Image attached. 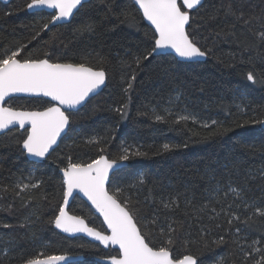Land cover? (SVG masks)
Returning a JSON list of instances; mask_svg holds the SVG:
<instances>
[{
	"label": "trees",
	"instance_id": "obj_1",
	"mask_svg": "<svg viewBox=\"0 0 264 264\" xmlns=\"http://www.w3.org/2000/svg\"><path fill=\"white\" fill-rule=\"evenodd\" d=\"M30 2L0 4V57L20 49L21 60L48 53L51 62H84L105 70L107 84L70 115L65 137L42 164L22 152L26 132L0 136V264H24L37 255L101 264L96 259L117 255L83 238L67 239L52 225L63 200L59 172L69 160L88 163L105 155L119 162L124 149L127 166L112 175L108 189L120 188L121 202L138 210L150 245L165 243L171 225L176 259L190 254L198 264L264 262V218L254 207L264 205V0H205L191 12L187 32L206 53L195 64L169 56L143 59L155 36L131 0H92L68 24L48 29L43 25L52 15L27 12ZM229 6L250 23L226 14ZM39 102L50 105L12 99L6 107L33 111ZM125 105L126 114L116 111ZM137 151L145 155H131ZM162 200L175 205L165 209ZM68 212L105 232L79 198Z\"/></svg>",
	"mask_w": 264,
	"mask_h": 264
},
{
	"label": "snow or ice",
	"instance_id": "obj_2",
	"mask_svg": "<svg viewBox=\"0 0 264 264\" xmlns=\"http://www.w3.org/2000/svg\"><path fill=\"white\" fill-rule=\"evenodd\" d=\"M82 3L83 0H31L27 8L43 7L55 10L56 14L51 17L49 23L43 25L44 29H48L49 24L71 17L74 10L82 6ZM134 3L138 5L143 18L155 29V47L143 59H148L157 50L162 49L174 50L177 56L189 60L206 55L186 31V25L190 24L191 16L190 11L184 10H194L201 5L202 0H183L182 4L178 3V0H134ZM226 14L235 16L238 21L243 20L245 25L250 23L243 18L242 12L236 16L231 6L226 9ZM85 30L91 31L92 26H85ZM259 39L264 42V33L259 34ZM19 55L20 49L0 57V102L11 98L12 94L26 93L48 97L56 103L43 111H18L0 104V132L18 124L21 129L27 131L22 143L23 149L31 156L45 158L52 146L57 143L61 132L70 124L71 113H66V110L75 109L89 97L90 93L105 84L106 72L103 69L97 70L84 62H51L48 53H45V58L42 59L21 60L18 59ZM137 63L139 64V58ZM133 79H135L134 76ZM247 79L255 83L252 73L248 74ZM125 107L126 105L116 111L124 115ZM162 119L163 117L156 116V120ZM187 119L188 117H178L177 122ZM26 125H30V128H26ZM171 147L169 144L163 145L166 151ZM131 155L145 154L137 151ZM129 158L128 149H124V154L120 155L118 160L123 162ZM117 163V160H109L105 155H100L88 163H74L69 160L67 167L60 170L63 173L64 202L59 205V212L55 216V227L65 233H86L106 247L109 244L117 246L118 253L110 257L111 264H198V261L190 254L178 259L172 256L171 233L175 229L171 225H169V238L165 243L159 247L150 245L148 234L142 232L138 226V210L130 206V202L127 204L121 202L120 188L110 194L106 187V182L109 181V170L113 169ZM23 187L27 189L29 186ZM74 190H79L87 197L95 210L103 217L110 234H104L89 227L85 219L80 216L68 214L65 205L68 204ZM230 190L236 191V189ZM162 203L165 209H171L175 205V200H162ZM254 207L256 214L264 218V205ZM150 223L155 224L156 221L152 220ZM228 223L232 224V220L230 219ZM163 234L164 230L161 228V235ZM218 242L223 243L224 237H220ZM65 259L64 256L37 255L26 259L24 264H59ZM257 264H264V262H257Z\"/></svg>",
	"mask_w": 264,
	"mask_h": 264
},
{
	"label": "water",
	"instance_id": "obj_3",
	"mask_svg": "<svg viewBox=\"0 0 264 264\" xmlns=\"http://www.w3.org/2000/svg\"><path fill=\"white\" fill-rule=\"evenodd\" d=\"M12 1H14V0H0V4L6 5V4H9ZM90 1H92V0H83L82 6H84L85 4L89 3ZM204 1L205 0H202L201 5L204 3ZM131 2L136 7V9L139 11V13H140V15L142 17V20L144 22V24L147 25L153 31V33H155V29L151 25V23L149 21H147L146 19L143 18V14L139 10L138 5H136L134 3V0H131ZM182 2H183V0H178V3H181L182 4ZM201 5L197 6L194 10H187V9H184V10L190 11V13H191L193 11H196ZM82 6H79L78 9L74 10V13H73V15L71 17H69L67 19H62L60 21H57L55 24H50V27H55V26H59V25H66V24H68L72 20V18L76 15V13L80 10V8H82ZM27 12H29V13L45 12L47 14H52V15H55L56 14L55 13V10L48 9V8H43V7L42 8H32V9H28L27 8ZM188 27H189V25H186V31H187V28ZM154 47H155V41H154ZM153 55L154 56H169V57H173L178 62L185 63V64H195L197 62H204L206 60V55L204 57H196V58L191 59V60L184 59V58H181V57L177 56L175 54L174 50H171V49L157 50V52L155 54H153ZM106 84H107V79L105 81V84L101 85L93 93H90L89 97H87L84 102H82L80 105L76 106L75 109L66 110V113L70 112L72 114V113L78 112L80 109H82L87 104V102L90 99H92L93 97L99 95L102 92V90L106 87ZM12 99H36V100H44V101H46V102H48V103H50L52 105H54L56 103L54 101H51L50 98H48V97L35 96V95L26 94V93H16V94H12V97L11 98H6L4 102H0V104H2V106L6 107V103L8 101L12 100ZM18 111H23V110H18ZM69 125H67L65 127V129L61 132L60 136L57 138V143L52 146V148L49 150V154H46V157L45 158H37V157H34V156L29 155L27 153V151L25 149H23V147L21 145V150L24 153L26 159L28 161H31V162L36 163V164H42V163H44L45 160L47 159V157L51 154V152L59 145L60 141L65 137V135H66V133H67V131L69 129ZM260 127L261 128H264V123H261L260 124ZM26 128H30V125H26ZM12 130H19L20 132L26 131L25 129H21L19 127V125L17 124V125H14V126H9V130H5L3 132H0V136L4 135L7 132L12 131ZM126 166H127V163L125 161L118 162L117 165H115L113 169H110L109 170V181L106 182V187L107 188H108V184L110 182V178L112 177V175L115 172H117L118 170H120V169H122V168H124ZM59 174H60L61 178L63 179V173L60 171ZM76 197L79 198L83 203H85L90 208V210L93 212V214L101 221L102 226H103L104 231H105V232H102V233H104V234H110V232L107 231V225L104 223L103 217L95 210V208L91 205V202L87 199V197L84 196L83 193L79 192V190H74L73 191V195L71 197H69V202H68L67 205H65L66 211L68 212V209H69L72 201ZM63 202H64V198L62 200V203ZM68 214L71 215L69 212H68ZM52 228L58 234H60L61 236L65 237L67 239L83 238V239H85L86 241H88V242H90L92 244L98 245L100 248H102L105 251H108L109 249H111V250L116 251L118 253L117 246H113V245H110L109 244L106 247L105 245L101 244L99 241L95 240L93 237L88 236L86 233H65V232H63L60 229H58V228L55 227L54 221H53ZM97 231H99V230H97ZM60 256H64L66 259L64 261L59 262V264H72V263H75V262H78V261H82V259H83L82 257H74V256H70V255H60ZM96 261L98 263H101V264H111L110 257L103 258V259H96Z\"/></svg>",
	"mask_w": 264,
	"mask_h": 264
},
{
	"label": "rangeland",
	"instance_id": "obj_4",
	"mask_svg": "<svg viewBox=\"0 0 264 264\" xmlns=\"http://www.w3.org/2000/svg\"><path fill=\"white\" fill-rule=\"evenodd\" d=\"M38 105H40L41 106V108H38V109H36V110H33V111H41L43 108H45L46 106H45V104H44V107H42L43 106V103L42 102H39L38 103ZM26 111H28V110H26ZM43 111V110H42ZM25 132V131H24ZM27 135V134H26ZM25 138H26V136H25Z\"/></svg>",
	"mask_w": 264,
	"mask_h": 264
},
{
	"label": "flooded vegetation",
	"instance_id": "obj_5",
	"mask_svg": "<svg viewBox=\"0 0 264 264\" xmlns=\"http://www.w3.org/2000/svg\"><path fill=\"white\" fill-rule=\"evenodd\" d=\"M50 15H52V14H50ZM53 16V15H52ZM50 104V103H49ZM51 106H53L52 104H50V105H47L45 108H43L42 110H44V109H46V108H48V107H51ZM41 110V111H42ZM26 132V131H25ZM26 134H27V132H26Z\"/></svg>",
	"mask_w": 264,
	"mask_h": 264
}]
</instances>
